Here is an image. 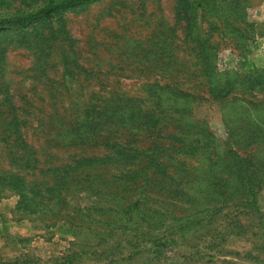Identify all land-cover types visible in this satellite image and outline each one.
I'll return each mask as SVG.
<instances>
[{
    "label": "rangeland",
    "instance_id": "374dc122",
    "mask_svg": "<svg viewBox=\"0 0 264 264\" xmlns=\"http://www.w3.org/2000/svg\"><path fill=\"white\" fill-rule=\"evenodd\" d=\"M233 1L101 0L0 30V264H264V187L255 211L209 178L217 154L264 165V0ZM119 99L140 129L101 114L94 142L66 134Z\"/></svg>",
    "mask_w": 264,
    "mask_h": 264
},
{
    "label": "trees",
    "instance_id": "16d2710c",
    "mask_svg": "<svg viewBox=\"0 0 264 264\" xmlns=\"http://www.w3.org/2000/svg\"><path fill=\"white\" fill-rule=\"evenodd\" d=\"M98 1L101 0H49L45 5L36 10L22 13L10 18H0V30L22 28L33 22L51 20L53 15L58 14L67 8L82 7ZM243 2L244 1L242 0L233 1V11L235 13L239 14L243 12ZM200 39L204 40L203 37H200ZM203 50H205V47ZM200 65L201 68L204 67L203 72L206 75H209L214 71L213 62L206 55L203 57ZM256 84L260 85L262 82H257ZM218 92L222 93V91ZM127 101L131 102L130 99ZM116 102H118V105L116 106H107L101 109H98L95 106H90L87 110H85L83 116H81V118L78 117L77 121L74 123L75 125L79 126L73 130H70L71 133L66 134L69 136L73 135L78 141V144H88L94 142V138L97 133L96 128L99 125L95 119L101 114L102 116L104 115L106 119V125H111L118 122L128 123L136 129H140L143 124L138 122L140 116L137 115L134 109L129 111L130 105L126 103L124 104V100L122 99H119ZM10 116H12L8 125L10 136H15L18 140L20 139V131L18 129V122L20 119L14 110H11ZM149 117L152 119L151 116ZM153 124L157 125L156 122ZM128 159L130 160V158ZM217 160H223L226 163V168H224L226 172H224L221 177H219L217 174H214V168L210 167L211 169L209 172L212 175L209 178L214 179L212 184L216 186L218 193L217 196L222 200V202H228L231 200L235 201L236 199L241 198L240 201H242L243 204L248 207V209L258 211L259 205L257 202V196L264 187V165H258L252 160L237 156L234 152H229V155L226 158L217 154ZM4 180H7V178H4ZM10 181L17 189H20L24 184L18 176L14 175L10 177Z\"/></svg>",
    "mask_w": 264,
    "mask_h": 264
}]
</instances>
